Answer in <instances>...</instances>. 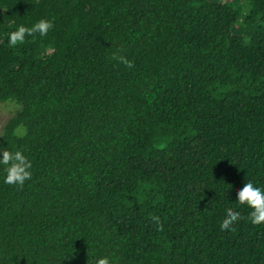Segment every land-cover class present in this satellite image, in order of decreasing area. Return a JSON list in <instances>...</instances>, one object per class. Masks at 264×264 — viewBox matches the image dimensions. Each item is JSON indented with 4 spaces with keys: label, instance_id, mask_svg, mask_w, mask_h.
<instances>
[{
    "label": "trees",
    "instance_id": "16d2710c",
    "mask_svg": "<svg viewBox=\"0 0 264 264\" xmlns=\"http://www.w3.org/2000/svg\"><path fill=\"white\" fill-rule=\"evenodd\" d=\"M0 104V264H264V0H0Z\"/></svg>",
    "mask_w": 264,
    "mask_h": 264
},
{
    "label": "clouds",
    "instance_id": "9594fccd",
    "mask_svg": "<svg viewBox=\"0 0 264 264\" xmlns=\"http://www.w3.org/2000/svg\"><path fill=\"white\" fill-rule=\"evenodd\" d=\"M53 27L54 22L49 19H40L31 27L21 24L9 33L7 37L8 44L12 47L24 44L27 38L34 37L36 33H39L41 37H45ZM113 59L118 60L129 69L134 67V62L124 56L114 55ZM32 168V161L22 151L0 149V169L3 171L2 182L4 184L23 187L32 178ZM236 201L240 205H246L251 209L248 219L253 225L264 223V185L257 186L249 180L236 192ZM241 218L239 212L228 210L226 218L220 225V231L232 230L233 224ZM154 219L159 223V218ZM95 264H114V261L110 257L104 256L96 259Z\"/></svg>",
    "mask_w": 264,
    "mask_h": 264
},
{
    "label": "rangeland",
    "instance_id": "374dc122",
    "mask_svg": "<svg viewBox=\"0 0 264 264\" xmlns=\"http://www.w3.org/2000/svg\"><path fill=\"white\" fill-rule=\"evenodd\" d=\"M15 106L12 104H0V135L8 119L13 115Z\"/></svg>",
    "mask_w": 264,
    "mask_h": 264
}]
</instances>
